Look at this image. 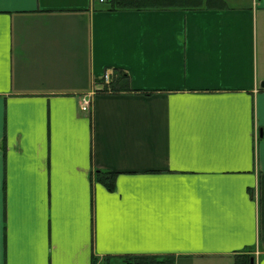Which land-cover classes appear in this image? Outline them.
<instances>
[{
	"label": "crops",
	"instance_id": "1",
	"mask_svg": "<svg viewBox=\"0 0 264 264\" xmlns=\"http://www.w3.org/2000/svg\"><path fill=\"white\" fill-rule=\"evenodd\" d=\"M225 2L0 0V264H264V0Z\"/></svg>",
	"mask_w": 264,
	"mask_h": 264
},
{
	"label": "trees",
	"instance_id": "2",
	"mask_svg": "<svg viewBox=\"0 0 264 264\" xmlns=\"http://www.w3.org/2000/svg\"><path fill=\"white\" fill-rule=\"evenodd\" d=\"M225 0H106L105 10L110 12L117 11H173V10H202V9H225ZM114 78L109 85L103 86V91L132 92L130 76L120 70H113ZM117 173L112 171L100 170L94 174L95 182L102 184L108 191L115 190V180ZM250 251V250H249ZM234 264H251L249 254L236 255ZM175 256H126V257H105L100 260L94 257L93 264H176ZM255 264V260H254Z\"/></svg>",
	"mask_w": 264,
	"mask_h": 264
},
{
	"label": "built area",
	"instance_id": "3",
	"mask_svg": "<svg viewBox=\"0 0 264 264\" xmlns=\"http://www.w3.org/2000/svg\"><path fill=\"white\" fill-rule=\"evenodd\" d=\"M101 1H103V0H101ZM105 80L109 81V75L108 74L105 76ZM89 110H90V102H89V100L84 99L82 102V111L88 112Z\"/></svg>",
	"mask_w": 264,
	"mask_h": 264
},
{
	"label": "water",
	"instance_id": "4",
	"mask_svg": "<svg viewBox=\"0 0 264 264\" xmlns=\"http://www.w3.org/2000/svg\"><path fill=\"white\" fill-rule=\"evenodd\" d=\"M263 88H264V83H263ZM251 264H254V260L253 259H251Z\"/></svg>",
	"mask_w": 264,
	"mask_h": 264
}]
</instances>
